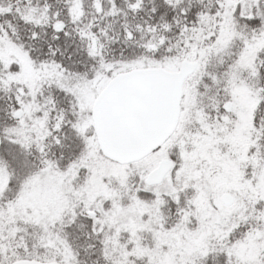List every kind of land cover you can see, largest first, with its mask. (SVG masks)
<instances>
[{"label": "snow or ice", "instance_id": "snow-or-ice-1", "mask_svg": "<svg viewBox=\"0 0 264 264\" xmlns=\"http://www.w3.org/2000/svg\"><path fill=\"white\" fill-rule=\"evenodd\" d=\"M0 264H264V0H0Z\"/></svg>", "mask_w": 264, "mask_h": 264}]
</instances>
